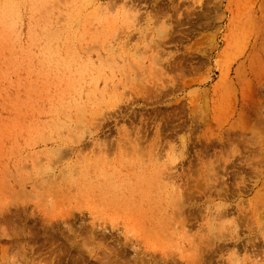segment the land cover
I'll return each instance as SVG.
<instances>
[{
  "label": "rangeland",
  "instance_id": "374dc122",
  "mask_svg": "<svg viewBox=\"0 0 264 264\" xmlns=\"http://www.w3.org/2000/svg\"><path fill=\"white\" fill-rule=\"evenodd\" d=\"M10 1L0 264H264V0Z\"/></svg>",
  "mask_w": 264,
  "mask_h": 264
},
{
  "label": "bare ground",
  "instance_id": "6f19581e",
  "mask_svg": "<svg viewBox=\"0 0 264 264\" xmlns=\"http://www.w3.org/2000/svg\"><path fill=\"white\" fill-rule=\"evenodd\" d=\"M87 3H89L87 0H83V6H86ZM3 9L5 10L4 11V14L6 15V12H11L13 10V2L10 1V0H5L4 2V5H3ZM47 148V147H46ZM70 166V165H69ZM67 166L66 164H57V165H54V163H49V164H46L44 165L41 169H40V174H44L42 175V179L43 181H45V183L47 182V184L49 183L50 185L54 186V188L56 187H60V184H63V183H66L69 179V177L71 176V173H72V168ZM73 167V166H72ZM99 168V167H98ZM99 170V169H98ZM76 171V170H75ZM73 174V173H72ZM40 177V178H41ZM39 179V177H38ZM39 181V180H37ZM60 181V183H58ZM72 182V180H71ZM42 184L39 182V185ZM54 184V185H53ZM46 185V184H45ZM45 185H42V186H45ZM48 185V186H50ZM48 188V187H47ZM44 189V188H43ZM65 189V188H64ZM59 191H62L60 189H58ZM55 191V190H54ZM57 191V190H56ZM58 191V192H59ZM51 194V193H49ZM52 195V196H51ZM49 195L48 197L51 196V198L53 197L54 194H51ZM56 197V193L54 195ZM67 197V196H65ZM50 198V199H51ZM47 199V197H46ZM60 200V199H58ZM52 201V199H51ZM125 250V249H124ZM122 252H126V251H122ZM172 261V260H171ZM163 262V261H162Z\"/></svg>",
  "mask_w": 264,
  "mask_h": 264
}]
</instances>
